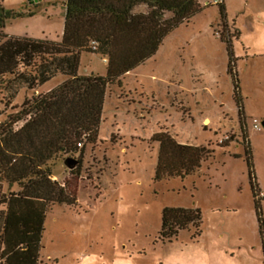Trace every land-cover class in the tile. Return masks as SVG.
<instances>
[{
    "label": "rangeland",
    "instance_id": "rangeland-1",
    "mask_svg": "<svg viewBox=\"0 0 264 264\" xmlns=\"http://www.w3.org/2000/svg\"><path fill=\"white\" fill-rule=\"evenodd\" d=\"M197 1L200 13L173 30L120 86L107 87L98 138L85 145L82 158L76 152L47 163L51 179L73 193L76 204L48 207L39 264H264V0H223L224 18L214 0ZM65 2L0 0L5 11L19 14L1 31L58 42ZM220 38L231 45L232 74ZM106 68L98 54L82 53L77 74L104 77ZM64 79L37 91L21 88L14 97L0 87V124L25 98ZM159 132L211 153L183 180L154 181L158 143L151 138ZM67 158L77 164L68 168ZM0 183L4 193L19 191L17 184ZM165 207L198 208L200 234L193 238L189 228L162 241Z\"/></svg>",
    "mask_w": 264,
    "mask_h": 264
},
{
    "label": "trees",
    "instance_id": "trees-1",
    "mask_svg": "<svg viewBox=\"0 0 264 264\" xmlns=\"http://www.w3.org/2000/svg\"><path fill=\"white\" fill-rule=\"evenodd\" d=\"M140 7L144 10L136 11ZM218 7L224 18L223 5ZM201 10L197 0H66L61 38L52 42L6 36L1 31L5 22L19 14L5 11L0 4V87L14 97L21 88L37 91L57 76L66 78L44 94L25 98L20 111L0 124V178L19 187L16 193H4L0 183V264H39L48 207L76 204L74 194L51 179L47 163L76 152L80 160L85 145L98 138L107 87L120 86L127 73L152 58L173 30ZM166 13L171 17L166 19ZM220 40L226 44L232 74L231 45ZM82 53L101 56L106 75L79 76ZM233 75L241 119L242 103ZM17 123L21 125L14 130ZM151 140L158 143L154 181L183 180L211 153L204 147L180 144L166 132L155 133ZM250 158L247 150L248 163ZM254 187L252 183L255 198ZM200 226L198 208L165 207L159 237L171 241L194 228L195 238Z\"/></svg>",
    "mask_w": 264,
    "mask_h": 264
},
{
    "label": "water",
    "instance_id": "water-1",
    "mask_svg": "<svg viewBox=\"0 0 264 264\" xmlns=\"http://www.w3.org/2000/svg\"><path fill=\"white\" fill-rule=\"evenodd\" d=\"M263 129H264V121L261 123ZM77 164V161L71 158L66 159V165L68 168H73Z\"/></svg>",
    "mask_w": 264,
    "mask_h": 264
},
{
    "label": "built area",
    "instance_id": "built-area-1",
    "mask_svg": "<svg viewBox=\"0 0 264 264\" xmlns=\"http://www.w3.org/2000/svg\"><path fill=\"white\" fill-rule=\"evenodd\" d=\"M215 5H219V4H222L223 3V0H214L213 2ZM91 46L92 48H95V43L94 42H91ZM257 127V126H255Z\"/></svg>",
    "mask_w": 264,
    "mask_h": 264
}]
</instances>
